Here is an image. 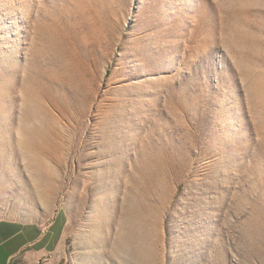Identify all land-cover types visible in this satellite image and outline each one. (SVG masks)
<instances>
[{
	"label": "rangeland",
	"instance_id": "obj_1",
	"mask_svg": "<svg viewBox=\"0 0 264 264\" xmlns=\"http://www.w3.org/2000/svg\"><path fill=\"white\" fill-rule=\"evenodd\" d=\"M57 212L55 264H264V0H0V219Z\"/></svg>",
	"mask_w": 264,
	"mask_h": 264
},
{
	"label": "crops",
	"instance_id": "obj_2",
	"mask_svg": "<svg viewBox=\"0 0 264 264\" xmlns=\"http://www.w3.org/2000/svg\"><path fill=\"white\" fill-rule=\"evenodd\" d=\"M63 224L60 212L46 224L0 219V264H55Z\"/></svg>",
	"mask_w": 264,
	"mask_h": 264
}]
</instances>
